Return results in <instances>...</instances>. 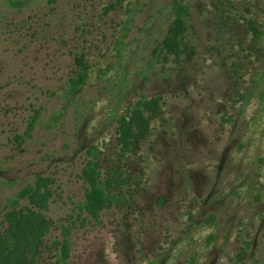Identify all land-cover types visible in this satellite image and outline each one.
<instances>
[{"label":"rangeland","instance_id":"374dc122","mask_svg":"<svg viewBox=\"0 0 264 264\" xmlns=\"http://www.w3.org/2000/svg\"><path fill=\"white\" fill-rule=\"evenodd\" d=\"M90 148L117 198L93 215ZM37 177L42 209L17 194ZM29 210V264H264V0H0L2 240Z\"/></svg>","mask_w":264,"mask_h":264},{"label":"trees","instance_id":"16d2710c","mask_svg":"<svg viewBox=\"0 0 264 264\" xmlns=\"http://www.w3.org/2000/svg\"><path fill=\"white\" fill-rule=\"evenodd\" d=\"M187 10L184 5L177 4L175 6V17L173 22L169 25V32L163 40V46L168 52H175L177 50V37L180 32L185 28L184 16ZM253 29H256L252 25ZM78 64H80L82 71L72 76L69 79V84L71 90H76V88L84 81L85 78V63L82 59H78ZM150 103L143 100H138L133 107V116L130 118V123L133 124L134 130L127 129L123 130L122 138L120 139V144L123 149H131L132 143L137 144L138 139L143 135L146 127V122L143 118L139 116V107L149 108ZM36 115L33 116L30 121L29 129L35 121ZM130 124V125H131ZM129 125V126H130ZM90 158L86 164L82 167V175L86 182L89 184V189L86 192L84 200L80 203V206L85 208L92 215L96 213L97 210L101 209L107 203L115 201L117 198L113 193L106 190V186L112 184L110 178H106L104 181L100 179L99 170L97 169L95 162V150L93 148L88 149ZM42 178L37 177L36 185L24 187L17 193L18 196H23L29 198L32 203L38 206V209H42V205L39 203V196L37 185L41 184ZM9 219H17L23 221L21 227H13L14 230H8L10 234V240H2L0 237V260L4 264H29V255H33L35 248L40 242L42 236L46 233L45 221L40 217V213L36 214L34 219L33 211L29 210L28 213L20 217H16L14 213L7 214ZM64 236V242L62 244V259H64L68 253V242H67V230L63 227L62 230Z\"/></svg>","mask_w":264,"mask_h":264}]
</instances>
